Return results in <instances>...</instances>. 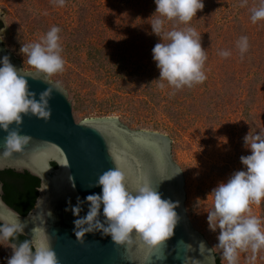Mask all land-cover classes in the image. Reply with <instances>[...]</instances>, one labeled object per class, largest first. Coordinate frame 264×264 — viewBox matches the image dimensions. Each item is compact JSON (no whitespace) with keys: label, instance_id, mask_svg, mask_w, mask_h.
Masks as SVG:
<instances>
[{"label":"rangeland","instance_id":"1","mask_svg":"<svg viewBox=\"0 0 264 264\" xmlns=\"http://www.w3.org/2000/svg\"><path fill=\"white\" fill-rule=\"evenodd\" d=\"M258 3L248 0L241 7V0H204L189 23L206 51L207 78L192 87L175 89L166 81L159 87L152 48L161 38L149 23L154 0H66L63 7L53 0H0V49L24 70L36 71L20 48L58 26L65 68L49 78L67 89L76 121L115 117L132 129L168 135L185 178L188 216L214 247L219 229L208 226L210 193L244 169L240 157L251 152L244 137L264 128V20L250 18ZM173 24L167 22L169 28ZM241 36L250 45L243 57L236 46ZM220 50L231 55L222 57ZM251 208L264 218V201ZM12 253L10 244H0V264ZM248 255L241 252L239 264H247ZM256 264H264V250Z\"/></svg>","mask_w":264,"mask_h":264},{"label":"clouds","instance_id":"2","mask_svg":"<svg viewBox=\"0 0 264 264\" xmlns=\"http://www.w3.org/2000/svg\"><path fill=\"white\" fill-rule=\"evenodd\" d=\"M65 2L53 0L60 7ZM154 2L157 7L149 23L151 32L161 38L152 48L153 59L160 69L159 87H165L164 81L175 89L203 83L207 78L203 70L207 55L201 45L200 33L189 22L204 8V0ZM247 3L248 0H241L240 6ZM250 18L253 23L264 20V0L251 8ZM168 21L174 22L171 28L167 26ZM179 24L184 27H178ZM60 31L58 26H53L39 41L24 43L20 48L27 57V64L36 70L31 75L39 77L43 74L47 80L64 71ZM236 46L243 57L250 46L248 37L241 36ZM219 55L228 57L231 52L220 50ZM0 65V129L8 130L14 122L21 124L22 114L31 113L47 120L51 113L48 98L52 88L41 92L37 100L28 89L23 70L14 66L8 55L0 58ZM53 87L63 91L60 81ZM31 140V136L22 135L18 129L8 131L0 160L23 152ZM244 144L251 150L250 154L240 157L244 169L233 172L226 181L213 188L210 193L213 206L207 211L209 229L214 232L219 229L218 243L213 248L220 250L226 264H239L241 252L250 253L246 257L247 264H256L257 254L264 250V218L253 214L251 208L252 204L264 201V128L258 133L250 131L244 137ZM96 184L102 186V192L86 197L90 203L85 216H79L83 204L79 198L78 203L70 207L79 217L74 221V232L81 242L86 233L102 230V234L110 235L116 244L130 247L134 236H138L152 249L173 235L179 219L178 202L163 199L150 180L143 179L130 187L117 162L115 168L99 176ZM101 205L107 223L98 219ZM23 230L24 224L18 214L0 212V244H10L13 249L7 264H60L47 237L37 240L34 235L19 244L11 243L10 238H18Z\"/></svg>","mask_w":264,"mask_h":264},{"label":"water","instance_id":"3","mask_svg":"<svg viewBox=\"0 0 264 264\" xmlns=\"http://www.w3.org/2000/svg\"><path fill=\"white\" fill-rule=\"evenodd\" d=\"M5 55L8 54L0 49V58ZM8 56L14 66L23 70L28 89L35 94V99L39 100L41 92L52 88L48 98L51 113L47 120L31 113L22 114L21 124L14 122L8 130L0 129V154L8 131L18 129L22 135L32 137L23 152L0 160V170H27L41 179L35 206L26 215L4 200L3 183H0V212L18 214L24 224V234L32 238L35 235L37 240L47 237L60 264H218L211 243L193 226L188 216L185 178L173 158L172 140L168 135L132 129L115 117L76 121L72 101L63 85V91L56 90L53 87L56 81L44 79L43 74L39 77L31 75L35 71L24 70L18 60ZM55 149L65 159L68 169L65 178L60 175L63 163L58 157L49 158L41 170L31 163L34 157ZM117 162L130 187L148 179L163 199L178 202L179 219L173 235L152 248L153 251L138 236H134L129 247L116 244L110 235H103L102 230L86 233L83 242L75 235L74 221L79 217L70 207L76 205L79 198L83 201L79 216H85L90 203L86 197L102 192V186L96 181L104 171L115 168ZM98 219L107 223L103 205Z\"/></svg>","mask_w":264,"mask_h":264},{"label":"trees","instance_id":"4","mask_svg":"<svg viewBox=\"0 0 264 264\" xmlns=\"http://www.w3.org/2000/svg\"><path fill=\"white\" fill-rule=\"evenodd\" d=\"M3 27V21L0 18V29ZM56 165V163H53ZM0 183H3L4 200L18 210L21 214L26 215L36 203L39 196L41 179L29 171L18 172L13 168L0 170ZM11 243L19 244L24 240H30L32 237L27 234H20L18 238H10ZM217 255L218 264H222V258Z\"/></svg>","mask_w":264,"mask_h":264},{"label":"bare ground","instance_id":"5","mask_svg":"<svg viewBox=\"0 0 264 264\" xmlns=\"http://www.w3.org/2000/svg\"><path fill=\"white\" fill-rule=\"evenodd\" d=\"M106 126H110V125L106 124ZM51 157L60 158L61 162L63 163V167L61 169L60 175L62 176V178H65L67 173H68V169H67V166L65 164L66 162H65L64 157L61 156L59 151L56 149L55 150H49L46 153H43V154H40V155L34 157L33 160L31 161V163L36 169L41 170V169L46 167V164H47L49 158H51ZM119 160H120V158H119Z\"/></svg>","mask_w":264,"mask_h":264},{"label":"flooded vegetation","instance_id":"6","mask_svg":"<svg viewBox=\"0 0 264 264\" xmlns=\"http://www.w3.org/2000/svg\"><path fill=\"white\" fill-rule=\"evenodd\" d=\"M3 191H4V189H3ZM3 194H4V192H3Z\"/></svg>","mask_w":264,"mask_h":264},{"label":"snow or ice","instance_id":"7","mask_svg":"<svg viewBox=\"0 0 264 264\" xmlns=\"http://www.w3.org/2000/svg\"><path fill=\"white\" fill-rule=\"evenodd\" d=\"M151 251H153V249H151Z\"/></svg>","mask_w":264,"mask_h":264}]
</instances>
